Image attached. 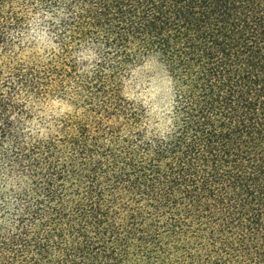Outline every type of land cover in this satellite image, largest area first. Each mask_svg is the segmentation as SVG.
Here are the masks:
<instances>
[{
    "label": "trees",
    "instance_id": "1",
    "mask_svg": "<svg viewBox=\"0 0 264 264\" xmlns=\"http://www.w3.org/2000/svg\"><path fill=\"white\" fill-rule=\"evenodd\" d=\"M0 264H264V0H0Z\"/></svg>",
    "mask_w": 264,
    "mask_h": 264
},
{
    "label": "rangeland",
    "instance_id": "2",
    "mask_svg": "<svg viewBox=\"0 0 264 264\" xmlns=\"http://www.w3.org/2000/svg\"><path fill=\"white\" fill-rule=\"evenodd\" d=\"M139 94L151 100H156L160 106L169 94V82L165 73L155 64H148L137 83ZM136 93V88L131 89V94Z\"/></svg>",
    "mask_w": 264,
    "mask_h": 264
}]
</instances>
